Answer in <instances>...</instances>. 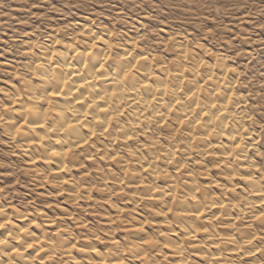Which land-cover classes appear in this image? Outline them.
<instances>
[{
  "label": "clouds",
  "instance_id": "obj_1",
  "mask_svg": "<svg viewBox=\"0 0 264 264\" xmlns=\"http://www.w3.org/2000/svg\"><path fill=\"white\" fill-rule=\"evenodd\" d=\"M0 58V264H264V0H0Z\"/></svg>",
  "mask_w": 264,
  "mask_h": 264
},
{
  "label": "rangeland",
  "instance_id": "obj_2",
  "mask_svg": "<svg viewBox=\"0 0 264 264\" xmlns=\"http://www.w3.org/2000/svg\"><path fill=\"white\" fill-rule=\"evenodd\" d=\"M16 14L19 15V14H21V13L17 12ZM6 38H7V37H5V39H6ZM0 59H3V58H0Z\"/></svg>",
  "mask_w": 264,
  "mask_h": 264
}]
</instances>
